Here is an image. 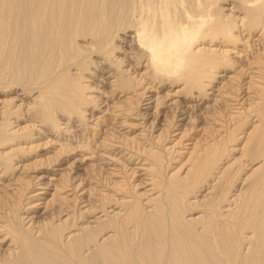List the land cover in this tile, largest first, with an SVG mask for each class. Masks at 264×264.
I'll return each instance as SVG.
<instances>
[{
  "label": "bare ground",
  "instance_id": "bare-ground-1",
  "mask_svg": "<svg viewBox=\"0 0 264 264\" xmlns=\"http://www.w3.org/2000/svg\"><path fill=\"white\" fill-rule=\"evenodd\" d=\"M0 264H264V0H0Z\"/></svg>",
  "mask_w": 264,
  "mask_h": 264
},
{
  "label": "rangeland",
  "instance_id": "rangeland-1",
  "mask_svg": "<svg viewBox=\"0 0 264 264\" xmlns=\"http://www.w3.org/2000/svg\"><path fill=\"white\" fill-rule=\"evenodd\" d=\"M98 87H99V86H98ZM151 91H152V93H151ZM151 91H150L149 94H151V95L153 94L154 97L156 96L157 98L160 97V95L162 96V95L164 94L163 92L166 93V90H163V91H162L161 89H158L157 92H156V90H154V91L151 90ZM161 91H162V92H161ZM99 92H100V91H99ZM99 92H98V93H99ZM98 93H96L95 95H98ZM99 94H100V93H99ZM155 94H156V95H155ZM156 97H155V98H156ZM104 98H106V96H104ZM155 98H153V101H154ZM112 100H113V99L111 98V99L107 100L108 102H106V99H105L104 102H106L108 105H111L110 103L112 102ZM150 102H151V101H150ZM103 106H104V105L102 104V105L100 106V108H104ZM151 108H152V109H151ZM150 109H151V110H149V111L147 112V114L152 115V114H153V111H154V110H153V105L150 107ZM184 109H185V112H187V114H189V112H190V110H191V109H190V106H189V109H190V110L188 109L187 106H186ZM102 110H104V109H102ZM102 110H101V111H102ZM161 110H162V109H161ZM99 112H100V111L95 112V113H94L95 118L93 117L91 120H95V119H97L98 117H100V116L102 117V116H103V117H105L106 122H105V123L103 122V124H102V122L100 121V122H101L100 126L102 125L101 127H104V129H103V128H99L98 131H97V135H99V133H100L99 131H102V130H103V131H104V130H110V128H114V129H117V130H118V128H119V130H120L121 128H123L122 126H121V127H117V122H119L118 120L121 119L120 117H117V119H116V117L114 116L115 114L110 115V113H108L107 111H104L103 113H99ZM105 112H107V113H105ZM97 113L99 114V116H98ZM113 116H114V117H113ZM101 117H100V118H101ZM103 119H104V118H103ZM114 119H115L117 122H116ZM122 119H123V118H122ZM158 119H159V120H158ZM163 120H164V119H163ZM163 120H162V115L159 114V116H158V118H157V120H156V122H155L156 125L158 126L159 124H162V123H163ZM111 121H112V122H111ZM161 121H162V122H161ZM132 122H133V121H132ZM134 122H136V121H134ZM150 122H151V119H150V118H147V119H145V122H141V123H142V124L144 123V125L149 126V123H150ZM187 122H188V121H187ZM193 122H199V121L196 120V121H193ZM145 123H146V124H145ZM184 123H186V121H185ZM90 124H91V126H92V122H90ZM144 125H141V126H144ZM156 125L154 124V126H156ZM197 125H198V123H197ZM76 126H77V125H76ZM91 126H89V128H90ZM114 126H115V127H114ZM129 127H130V126H128L127 128L124 127L123 132L126 133V132H129V131H130V132H134V133H135V131H136V134H138V133H139V130L142 128V127H140V128H136V129H135V128L131 129V128H129ZM93 128H94V127H93ZM107 128H108V129H107ZM146 128H147V127H145V129H146ZM191 128L193 129V131H192V129H191L192 132L190 131L191 133H190V132L188 133V136H187L188 139H186L185 143H187V141H190V139H192V138H194V137H196V136L198 137L199 135H201L200 132H199V131H200V130H199L200 128H195V129H194V127H191ZM70 129H71V128H70ZM88 130H89V132H87V131H85V130L83 131V130H81V128H78V127H77L76 129H73V130L71 129V130H69V132L71 133L70 135L72 136V132H73V136L76 137V138L73 139V142H74L75 139H77V138H81L82 140H83V139L86 140V138L89 136V133H90V132H91V134H92V135H90V136L95 135V134H94V133H95V131H94L95 129H88ZM121 130H122V129H121ZM141 130H142V129H141ZM92 131H93V132H92ZM130 132H129V133H130ZM177 133H178V135H179V131H175V134H177ZM191 134H192V135H191ZM196 134H197V135H196ZM76 135H79V136H76ZM178 135H175V137H173L174 135H172V139H171V140H173L174 142H175L176 140H178L177 138L180 137V136H178ZM55 136H56V135H55ZM63 137H64L65 139H67V138L69 139L68 135H65V136H63ZM63 137H62V138H59V139H60V140H65ZM52 138H53V137H52ZM87 140H88V138H87ZM171 140H170V141H171ZM45 141H47V140H44V142H45ZM90 141H91V140H90ZM99 141H100V140H99ZM87 142H89V141H87ZM174 142L171 141L170 143H171V144H172V143L175 144ZM188 143H190V142H188ZM173 144H172V145H173ZM185 145H186V144H185ZM94 148H95V149L98 148V143L95 144ZM41 150H42V151H41ZM41 150H40V153L42 152V154H44V152H48L49 155L52 156V152H51V147H50V145L42 147ZM100 150H101V151H100ZM96 151H97V150H96ZM99 151H100V152H105V151H102L101 148H99ZM42 154H41V155H42ZM72 156H73V157H72ZM74 156H76V158H80V157H79V154H73V155L70 156L71 159H70V161H69L68 163H70L71 160L73 161ZM85 159H86V158H85ZM85 159H84V160H85ZM67 161H68V160H67ZM64 167H65V166H64ZM53 168H54V169L56 168L55 170H57V169H61V167H60V168H59V167H53ZM54 169H53V170H54ZM53 170H52V171H53ZM80 174H82V172H81ZM139 175H140V174H139ZM137 176H138V175H137ZM39 202H40V203H39V206H38V210L40 209V210L42 211V207H43V202H44V200L39 201ZM40 205H41V206H40Z\"/></svg>",
  "mask_w": 264,
  "mask_h": 264
}]
</instances>
